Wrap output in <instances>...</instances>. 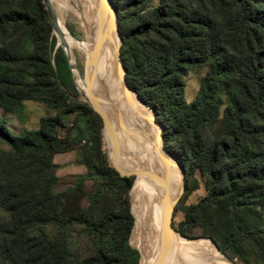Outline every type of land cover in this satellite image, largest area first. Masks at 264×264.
<instances>
[{
  "label": "trees",
  "instance_id": "16d2710c",
  "mask_svg": "<svg viewBox=\"0 0 264 264\" xmlns=\"http://www.w3.org/2000/svg\"><path fill=\"white\" fill-rule=\"evenodd\" d=\"M110 1L125 82L153 112L163 149L184 172L177 202L183 218L174 230L211 239L230 260L264 264V0ZM203 67L188 102L184 78ZM77 93L42 0H0V109L15 113L33 100L56 112L23 135L0 118V209L8 214L0 217V264L140 262L130 244L134 177L109 164L101 117L76 100ZM82 140L79 163L86 174L79 185L91 181L95 192L78 212L66 214L64 201L76 188L53 190V158ZM197 173L205 195L186 204L199 187ZM47 226L50 233L43 231ZM73 227L90 240L85 257L72 253ZM191 228L200 231L192 235Z\"/></svg>",
  "mask_w": 264,
  "mask_h": 264
},
{
  "label": "bare ground",
  "instance_id": "6f19581e",
  "mask_svg": "<svg viewBox=\"0 0 264 264\" xmlns=\"http://www.w3.org/2000/svg\"><path fill=\"white\" fill-rule=\"evenodd\" d=\"M46 2L56 14L57 23L61 34L67 43V51L69 54L74 44L66 39L71 38L63 23L66 19H73V17L70 13L66 12V7L61 0H47ZM96 4H98L97 0H90V3L88 4L89 13L95 21L94 44H92L94 49L89 46L87 41L72 40L89 50L91 49V61L93 62L92 77L94 78L93 83L95 84V91L99 101L116 103L120 107L123 117L125 116L127 119L130 117L128 122L131 125L137 123L135 122V119L137 118L138 120L141 110L149 119L152 138L147 151H145V148H142L141 141L138 138H132V136L129 137L127 131H123V125L117 122L109 112L104 110L98 104L100 112L106 117L109 124L103 129L104 141L109 160L112 161L113 158V163L122 171L135 173L147 171L160 177L161 182H157L152 178L139 174L135 177L131 189L132 195L135 198V203L133 205L135 216L134 227L138 229L142 222L147 223L148 233L146 237H143L144 235L142 237L149 242L153 253L158 259L159 253H161V241L164 228L166 207L165 198L169 205L173 206L179 196V194L173 191L175 183L172 176L173 169L165 151L162 149L158 136L159 130L153 123V114L151 110L143 105L134 93L125 90L119 75L116 73V50L119 45V38L113 29L109 28L108 18L105 21L101 19L99 9H95ZM97 14L100 15V20L104 23L101 27V37L103 38V41L102 38L100 41L98 40V31L100 30V27L98 19H95ZM111 36L113 39H111ZM109 45H113V49L108 63V55L110 52ZM72 71L74 79L80 85L85 87V100L89 101V95H91L92 90L76 74L74 66ZM102 87L104 90L101 89ZM111 138L114 139V146ZM134 149L137 150V153L134 152ZM183 249L197 256L216 260L221 262V264H234L228 261L223 254L218 252L208 240H189L181 237L178 233L170 235L169 251L165 254L164 258L158 259V261L160 264H182L183 262L188 264L195 262L189 254L183 252Z\"/></svg>",
  "mask_w": 264,
  "mask_h": 264
},
{
  "label": "rangeland",
  "instance_id": "374dc122",
  "mask_svg": "<svg viewBox=\"0 0 264 264\" xmlns=\"http://www.w3.org/2000/svg\"><path fill=\"white\" fill-rule=\"evenodd\" d=\"M66 7V12L70 13L73 17V19L69 18L66 19L63 23L67 31L71 35H75L79 37L83 41H87L89 46L93 48V41H94V18L89 13L88 4L90 3V0H61ZM97 3L95 5V9H99V1L97 0ZM98 19L99 21V27L100 30L98 35V40L100 41L101 37V31H102V20H100V15H96L95 19ZM98 26V25H97ZM52 35L55 36V33L52 30ZM56 38V44L58 42L57 37ZM96 38V36H95ZM69 42L73 43V47L71 48V51L69 52L70 59L73 63L74 69L76 74L86 83L89 84L88 86L92 90L91 95H89V100L91 97L95 99L97 104L101 106L104 110L109 112L111 116L119 122L121 125H123V131H127V135L129 137L132 136V138H138L141 141L142 148H145V151H147V148L149 146L150 140L152 138L151 134V126L149 124V119L145 115V113L141 110L140 116L135 119V122H137L135 125H131L128 121L130 117L127 119L125 116L123 117V113L120 109V107L116 103L112 102H101L99 101L96 91H95V84L93 83L94 78L92 77V63H88V59L91 57V49H87L84 46L79 45L77 42L73 41L72 39L66 38ZM111 39L113 37L111 36ZM103 41V38H102ZM94 49V48H93ZM109 59L111 57L113 45H109ZM92 59V58H91ZM85 67V68H84ZM80 69L83 74H79ZM207 71V67L203 68H197L192 69L188 72L187 76L184 78L185 81V99L190 102L192 101L199 89V84L201 78L204 76V74ZM117 73V70H116ZM118 74V73H117ZM78 89L81 93V96L79 93H77V98L79 99H86V90L85 87L80 85L75 80ZM101 89L104 90L102 87ZM81 102V101H80ZM56 115V112L46 106L43 103L33 101V100H27L23 102V104L18 108V110L15 113H4L0 109V118L4 119L7 123L8 128L11 132L14 134L23 135L27 133L28 131L38 129L39 127V121L43 117L47 116H54ZM74 115L70 114L67 116L66 124L70 126L72 118ZM103 128V125H102ZM101 128V144H102V150L105 151L106 155V145L104 141V134L103 130ZM59 136L65 135V128L61 126H57L56 129ZM112 139V138H111ZM113 146H114V139H112ZM85 144V141L82 140L77 147L69 152L56 154L53 158L54 162L58 164V168L53 173V176L56 178V182L53 186V190L55 192H61L68 189H75L76 193L75 196L72 198H68L66 201H64V212L66 214H72L78 212L81 208H83L90 200V197L94 194V185L91 181H84L80 185L79 183L82 180V176L86 174V168L79 163L81 148ZM115 148V147H114ZM116 151V149H115ZM134 152L137 153V150L134 149ZM117 153V152H116ZM167 155L168 160L171 162V166L173 169V178H174V186L173 191L175 193L179 194L176 201L173 204V212H172V226L173 228L177 227L179 222L182 220L183 215L180 212L177 202L180 198H182L183 195V174L178 166V163L172 155H169L165 152ZM170 156V157H169ZM118 157V156H117ZM108 160V157H107ZM109 162V161H108ZM113 163V158L112 161ZM110 164V163H109ZM198 180H199V187L193 191L191 194H189L184 202L186 204H194L196 203L201 197L205 195V180L204 178L197 173L196 174ZM135 179V178H134ZM134 183V181H133ZM129 200H130V210L133 211V205L135 203V198L132 195V190L129 191ZM249 220L253 221L255 220L256 216V210L250 211V213L247 214ZM0 217L1 218H7L8 214L5 210L0 209ZM135 217V216H134ZM135 225V223H134ZM138 229L135 227L133 228L131 235H130V244L137 248L140 251L141 259L139 264H160L157 257L152 251L151 245L148 241L144 240L143 237H146L148 233V225L147 223L142 222ZM52 228L50 226L44 227L43 231L46 233H50ZM147 230V231H146ZM135 231V232H134ZM145 231V232H144ZM189 233L192 235H197L199 233V229L197 228H191L188 230ZM144 235V236H143ZM143 236V237H142ZM68 238L70 240V246L71 250L74 256L77 257H85L90 254L91 252V243L90 240L80 232L78 227H73L68 231ZM200 239H206V238H200ZM209 243L216 249L214 244L209 240ZM217 250V249H216ZM218 251V250H217ZM184 253L189 254V256L195 260V262H191L188 264H221V262H218L216 260H212L205 257L197 256L193 253H190L189 251L183 249ZM219 252V251H218ZM224 256H226L224 254ZM227 257V256H226ZM229 259V257H227ZM233 263L235 264H243L241 259L234 258ZM186 264V263H182Z\"/></svg>",
  "mask_w": 264,
  "mask_h": 264
},
{
  "label": "water",
  "instance_id": "95a60500",
  "mask_svg": "<svg viewBox=\"0 0 264 264\" xmlns=\"http://www.w3.org/2000/svg\"><path fill=\"white\" fill-rule=\"evenodd\" d=\"M47 0H42L43 4L45 5V8L47 10V13H48V16H49V20H50V23H51V26H52V30L53 32L55 33V36L57 37L58 39V42L56 44V47L60 46L64 53H65V56H66V59L68 61V66H69V69L71 71V75H72V79L76 85V88H77V91L78 93L80 94L81 96V93L78 89V86L75 82V79H74V75H73V63H71V59H70V56L68 54V51H67V43L65 41V39L63 38L62 34H61V31L59 29V26H58V23H57V17H56V14L55 12L53 11V9L51 8L50 5L47 4L46 2ZM99 12L101 14V19L103 21H105L107 18H108V24H109V28L113 29V31L117 34L118 38H119V45L117 47V50H116V62H115V66H116V70H117V73L123 83V86L125 88V90L127 92H132L134 93L135 96H137L135 94V92L133 90H131L128 85L126 84L125 82V73H126V70L124 69L123 65H122V62H121V59H120V44H121V39L118 35V32H117V23H116V13H115V10L112 6V3L110 0H99ZM69 33V32H68ZM70 35V38L75 40V41H81V39L75 35ZM91 57L90 59H88V63H93L91 61ZM85 68V67H84ZM79 70V74L82 75L83 72ZM87 85H89L87 83ZM138 98V97H137ZM76 100L78 101H81V102H84V103H87L100 117H101V120H102V125H103V128H106L109 124H108V120L106 119V117L100 112L99 110V107H98V104L97 102L95 101V99L93 97H91V99L89 101H86L84 99H79L77 97H75ZM143 103V102H141ZM143 105H145L143 103ZM146 106V105H145ZM147 107V106H146ZM149 108V107H148ZM150 109V108H149ZM151 110V109H150ZM152 112V111H151ZM153 114V112H152ZM152 120H153V123L154 125L158 128L159 130V139H160V142H161V146H162V137H161V127L160 125L155 121V118H154V114H153V117H152ZM163 149V147H162ZM164 150V149H163ZM165 151V150H164ZM166 152V151H165ZM167 153V152H166ZM169 154V153H167ZM170 155V154H169ZM173 156V155H172ZM108 157V161L110 163V165L121 175V176H133L134 178L137 176V175H142V176H146V177H149V178H152L154 179L155 181L157 182H161L160 180V177L159 176H156V175H153L147 171H144V172H140V173H135V172H125V171H122L121 169H119L114 163H112L110 160H109V156ZM181 169V168H180ZM182 171V170H181ZM182 174L184 176V172L182 171ZM133 187V184L130 188V190L132 189ZM165 202H166V207H165V218H164V228H163V233H162V241H161V253H159V257L158 259H162L164 258L165 254L169 251V248H170V235H172L173 233H177L173 226H172V212H173V206H170L168 201L166 200L165 198ZM135 221V219H134ZM180 235V234H179ZM181 236V235H180ZM183 238H186V239H189V240H197V239H200V238H195V239H191V238H187V237H184V236H181ZM206 239H209V238H206ZM210 240V239H209ZM211 241V240H210ZM212 242V241H211ZM213 243V242H212ZM214 244V243H213ZM215 246V244H214ZM216 247V246H215ZM216 249L221 253L223 254L217 247ZM140 253V252H139ZM161 254V255H160ZM224 255V254H223ZM161 256V257H160ZM226 257V256H225ZM140 259H141V254H140ZM226 259H228L226 257ZM228 261H230L231 263H233V261H231L230 259H228ZM235 264V263H234Z\"/></svg>",
  "mask_w": 264,
  "mask_h": 264
}]
</instances>
